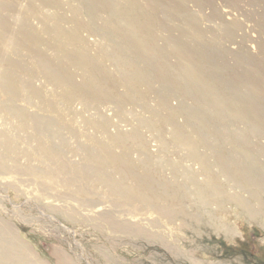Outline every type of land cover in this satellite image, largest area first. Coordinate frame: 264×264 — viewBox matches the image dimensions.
Listing matches in <instances>:
<instances>
[{"label":"bare ground","instance_id":"bare-ground-1","mask_svg":"<svg viewBox=\"0 0 264 264\" xmlns=\"http://www.w3.org/2000/svg\"><path fill=\"white\" fill-rule=\"evenodd\" d=\"M19 1L0 0V47L23 51L20 56L24 57L23 63L9 60L6 64L9 67L0 70V95L21 97L33 106L38 116H45L40 125L34 121L36 130L44 133L48 128L59 126L77 136L73 126L63 123L61 114L79 116L80 112L91 107L96 109L102 102L115 104L120 113L114 114L118 120L124 117L126 103L131 107L137 105L140 112L134 115L135 123L128 129L119 128L112 117L100 109L96 123L89 117L84 118L93 126V131L106 133L107 140H93V135L90 136L94 146L79 147L81 162L77 164L69 162L63 153L55 151L42 138L37 139L34 146L20 150L15 144L17 139L0 130V173L23 171L49 179L59 178L65 186H72L76 191L94 194L99 190L108 197H120L139 205L155 206L156 202H161L166 206L180 200L179 197L192 199L193 196L202 204L207 199L220 204L225 197L234 201L249 219L264 216V202L259 201L257 207H251L238 195L221 194L217 174L207 163L206 154L198 150L202 146L214 153L217 170L234 185H253V180L246 175L250 170L253 172V163L243 148L253 134V115L264 113L260 105L253 103L254 95L264 96V86H259L264 75L256 73L249 61L238 64L242 67L240 71L225 75L223 66L213 63L211 51L207 55L199 49L200 43L195 42L193 33L182 27H190L191 32L197 30L194 15L185 8L179 11L178 6L183 5V1L71 0L78 4L68 8L59 0H45L44 3L42 0L39 4L34 3L36 0H27L20 16L16 15ZM46 6L53 7L54 14L46 15L43 12ZM68 11L71 13L69 19L65 16ZM31 18L37 19L36 25L31 23ZM60 22L68 25L61 26ZM2 26L5 32L1 31ZM226 29L225 34L229 36L231 32ZM84 30L88 35L82 34ZM93 33L98 39L90 37ZM7 34L13 38H8ZM45 47L51 50L50 54L40 53ZM170 57L173 62L169 61ZM104 61L109 62L111 69ZM2 63L0 55V65ZM16 68H27L25 73L42 77V83L34 87L29 80L22 81ZM72 68L80 75L79 82L74 81ZM218 68L220 72L216 73L214 69ZM47 84L51 88L44 92ZM31 97L36 101H30ZM171 97L177 100L175 106L170 103ZM76 100L80 104L78 109L72 107ZM185 100H189L190 105H186ZM0 112L15 118L14 125L19 128L27 124L24 113L10 104L0 102ZM233 119L243 122L245 132L233 130L228 136L226 125ZM110 126L115 130L110 132ZM141 128L155 132L157 141L154 140L153 146L159 153L184 150L182 155L189 164L179 171L173 162L171 179L166 181L155 178L149 149L148 155L144 159L139 157L137 162L128 157L116 158L112 144L128 142L140 152L146 150ZM226 143L230 144V149L225 147ZM21 155L26 158L24 167L19 166L18 156ZM34 158L40 167L30 163ZM168 163H171L169 159ZM129 166L133 169L127 170ZM197 172L203 176L195 180ZM177 176L182 177L183 184L174 180ZM249 194L260 200L258 192L249 191ZM102 218L112 228L147 236L141 229L118 223L108 215ZM0 264L43 262L8 241L0 228Z\"/></svg>","mask_w":264,"mask_h":264},{"label":"rangeland","instance_id":"rangeland-1","mask_svg":"<svg viewBox=\"0 0 264 264\" xmlns=\"http://www.w3.org/2000/svg\"><path fill=\"white\" fill-rule=\"evenodd\" d=\"M40 1L42 0H36L34 3L39 4ZM59 1L61 4L66 3L68 8L78 4L77 1L71 0ZM180 1H183V5L178 6L179 11L185 8L194 15L197 30L191 32L190 27L186 25L182 27L193 33L195 42L200 43L199 49L207 55L211 51L209 55L213 63L223 66L225 75L234 74L238 69L240 71L242 67L238 64L247 61L253 63L256 73L264 75V0ZM17 5L16 15L20 16L27 5V0H20ZM55 11L50 6L43 8L46 15ZM70 15L68 11L65 16L69 19ZM157 16L160 14L157 13ZM30 21L33 25L37 24V19L31 18ZM176 21L180 23V19ZM63 24L68 25L60 22L61 26ZM11 26L13 27L12 24ZM16 26L17 23L14 28ZM226 28L231 32L229 36L225 34ZM1 31L5 32L3 26ZM85 33L88 35L87 31H82V34ZM7 37L13 38L8 34ZM90 37L98 39L94 33ZM50 51L45 47L40 53L48 55ZM89 51L93 53L92 49ZM21 52L23 51L16 52L5 46L0 47V55L3 57L0 70L9 67L6 65L9 60L23 63L24 57L20 56ZM169 61L173 62L174 59L170 57ZM104 63L111 69L109 62ZM71 70L74 81L79 82L80 75L74 68ZM76 70L78 71L77 68ZM15 71L22 81L29 80L34 87H39L43 81L42 77H35L38 75L25 73L28 71L27 68L25 70L16 68ZM214 71L220 72L219 68ZM259 82V86H264V80ZM48 88L51 86L47 84L43 91L46 92ZM30 101L36 100L31 97ZM0 102L21 110L27 117L25 118L27 124L19 128L14 125L15 118L6 112H0V130L17 139L15 144L20 150L24 151L29 146H34L37 139L42 138L74 164L81 162L80 146H94L90 143L92 142L90 136L93 135V140H107L106 133L100 130L93 131V126L84 118L89 117L96 123L99 119L97 112L100 109L112 117V121L117 123L119 128L128 129L135 123L134 115L140 112L137 105L131 107L126 103L124 117L118 120L114 116L115 112L119 113L115 104L102 102L96 109L91 107L87 109L88 111L80 112L79 116L70 117L67 112L61 114L63 123L73 126L77 132L76 136L67 129L58 128L59 126L48 128L44 133L36 130L34 121L40 125L45 121V116H38L33 106L21 97L0 95ZM184 102L186 105L191 103L189 100ZM170 103L175 106L177 100L171 97ZM253 103L260 105L264 112L263 95H254ZM79 106L77 100L72 104L76 109ZM181 122L180 116L179 123ZM58 123L60 124L59 120ZM226 126L228 136L233 130L245 132L243 122L236 119L231 120ZM108 130L112 132L115 128L110 126ZM140 131L146 140V150L140 152L128 142L112 144L111 150L116 158L128 157L131 161L137 162L139 157L144 159L150 150L149 154L153 158L151 170L155 178L167 179L166 181L171 179L169 176L173 162L179 171H182L184 165L189 164L190 161L182 155L184 150L175 149L170 153L168 151L166 154L159 153L156 146H153L156 143L155 132L144 128ZM225 147L231 148L227 143ZM243 149L248 152L250 162L253 163V172L251 170L246 172L253 180V185L239 187L219 173L214 153L202 146L198 147L200 153L206 154L211 170L217 174L221 194L238 195L247 200L251 207H257L259 201L264 202V113L262 116L253 115V134L249 135ZM159 158L165 159L161 161ZM18 160L19 166L24 167L26 158L21 155L18 156ZM30 163L37 167L41 165L37 158L30 160ZM10 164L11 161L8 162V165ZM131 169L133 168L129 166L127 170ZM201 176L202 173L197 172L195 180ZM174 180L183 184L181 176L175 177ZM190 187L193 186L190 184ZM179 191L182 193V189ZM249 191L253 194L258 192L260 200L255 196L251 197ZM179 198L180 200L172 202V205L165 206L161 202H156L155 206L139 205L120 197H108L102 192L99 193V190L94 194L76 191L72 186H65L59 178L49 179L29 175L23 171L0 173V228L8 241L21 246L26 253L43 264H264V216L249 219L234 201L225 197L220 204L213 199H207V202L202 204L197 202L194 196L192 199ZM102 214L110 216L118 223L141 229L148 238L110 227L109 223L103 220Z\"/></svg>","mask_w":264,"mask_h":264}]
</instances>
